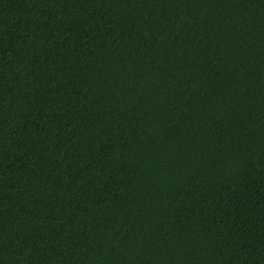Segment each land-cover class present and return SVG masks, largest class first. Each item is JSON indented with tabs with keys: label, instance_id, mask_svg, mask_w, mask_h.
I'll use <instances>...</instances> for the list:
<instances>
[{
	"label": "trees",
	"instance_id": "16d2710c",
	"mask_svg": "<svg viewBox=\"0 0 264 264\" xmlns=\"http://www.w3.org/2000/svg\"><path fill=\"white\" fill-rule=\"evenodd\" d=\"M0 264H264V0H0Z\"/></svg>",
	"mask_w": 264,
	"mask_h": 264
}]
</instances>
